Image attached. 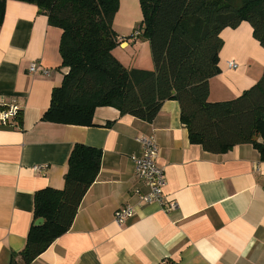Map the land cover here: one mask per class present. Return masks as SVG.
<instances>
[{"label":"crops","instance_id":"0c3cea01","mask_svg":"<svg viewBox=\"0 0 264 264\" xmlns=\"http://www.w3.org/2000/svg\"><path fill=\"white\" fill-rule=\"evenodd\" d=\"M141 33V28L132 29V43L118 33V47L127 50L138 40L146 44ZM221 36L219 72L210 79L211 101L240 96L264 74V46L249 21L224 28ZM61 38L62 29L49 24L36 4L7 0L0 29V100L17 103L22 121L21 126L0 123V264H10L14 256L23 261L20 252L36 221L35 193L64 186L76 143L103 150L101 169L71 228L29 264H264L260 150L241 143L213 153L193 143L176 99H167L153 121L122 114L114 106L97 107L91 125L44 120L53 88L69 69L62 66ZM126 59L135 63L119 59L127 67H154L136 54ZM230 60L239 67L230 68ZM33 63L36 73L30 71ZM43 68L50 73L43 74ZM151 134L160 148L158 163L165 168L166 198L178 202L172 210L142 202L135 192L149 190L136 175L132 155L142 153L137 137ZM42 164H48L46 171L34 169ZM127 204L135 212L119 224L115 211Z\"/></svg>","mask_w":264,"mask_h":264},{"label":"trees","instance_id":"16d2710c","mask_svg":"<svg viewBox=\"0 0 264 264\" xmlns=\"http://www.w3.org/2000/svg\"><path fill=\"white\" fill-rule=\"evenodd\" d=\"M36 4L49 24L62 29V66L69 69L53 88L43 119L91 125L99 106L153 121L167 99H176L190 139L213 153L252 143L264 158V74L257 84L227 101H211L210 79L219 72L226 27L246 20L264 46V0H139L154 67H127L114 54L121 41L114 28L120 0H20ZM7 0H0V29ZM22 109L13 119L21 126ZM16 119L18 120L15 123ZM103 150L76 143L62 188L35 193L34 221L22 262L29 264L67 232L83 197L101 169ZM170 264V263H169Z\"/></svg>","mask_w":264,"mask_h":264},{"label":"built area","instance_id":"2783aa9c","mask_svg":"<svg viewBox=\"0 0 264 264\" xmlns=\"http://www.w3.org/2000/svg\"><path fill=\"white\" fill-rule=\"evenodd\" d=\"M140 30L136 31L135 35L138 36ZM230 68L239 67V63L235 60L228 62ZM30 71L36 73L38 71L37 64L33 63L30 67ZM41 72L45 75L50 73V69L43 68ZM21 107L13 102L5 104L0 100V123L1 124H13L14 117L19 114ZM137 141L142 146V153L139 155H132V159L135 162V170L137 177L144 181L149 190L142 192L140 189H135L136 194L146 203H159L166 210H172L178 207L176 200H168L165 194V186L167 184L165 176V168L160 166L158 158L160 155V148L158 146L157 138L154 134L140 135L137 137ZM36 171H46L48 164L34 165ZM135 212V209L131 205H123L119 207L114 214L115 221L119 224L124 223ZM160 264H169L168 261H163Z\"/></svg>","mask_w":264,"mask_h":264},{"label":"rangeland","instance_id":"374dc122","mask_svg":"<svg viewBox=\"0 0 264 264\" xmlns=\"http://www.w3.org/2000/svg\"><path fill=\"white\" fill-rule=\"evenodd\" d=\"M142 21H143V11L141 8L140 1L137 0L135 3L122 4L120 0L119 9L117 11L115 21H114V28L116 31H118V33H120L121 38L124 39V36L127 35L126 39H128L132 43L133 42L132 37H129L128 35L131 33L132 29L135 27H137L138 29L141 28L142 30H144V25H141ZM131 24H133V27H131L130 29L128 26ZM127 29H130V30L128 31ZM141 38L143 37L141 36ZM114 54L121 61L123 60L122 62L125 61L129 65L135 64L134 60H127L126 58L132 59V55H135V54L141 57V59L144 62L143 64H146L147 61H150L153 64L152 52H151V46H150L149 40H147L146 44H143L142 40H138L136 45L133 44L127 50H124L118 47L114 50ZM144 68H147V67H144Z\"/></svg>","mask_w":264,"mask_h":264},{"label":"water","instance_id":"95a60500","mask_svg":"<svg viewBox=\"0 0 264 264\" xmlns=\"http://www.w3.org/2000/svg\"><path fill=\"white\" fill-rule=\"evenodd\" d=\"M44 221H45L44 217H39L38 219H36L35 225L40 226L44 223Z\"/></svg>","mask_w":264,"mask_h":264}]
</instances>
